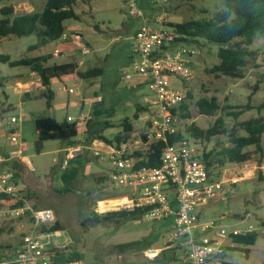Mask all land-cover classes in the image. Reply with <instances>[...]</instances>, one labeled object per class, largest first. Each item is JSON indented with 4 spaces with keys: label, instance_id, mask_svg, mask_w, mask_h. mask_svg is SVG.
<instances>
[{
    "label": "rangeland",
    "instance_id": "1",
    "mask_svg": "<svg viewBox=\"0 0 264 264\" xmlns=\"http://www.w3.org/2000/svg\"><path fill=\"white\" fill-rule=\"evenodd\" d=\"M41 1L5 0L0 3V9L3 5H13L17 13L29 12L32 7L34 10L36 6L42 8ZM137 6L147 22L157 27L156 20L160 17L167 24L210 16L223 8V0H137ZM76 11L81 15V20L66 21V40L51 42L46 47L30 51V46L38 43L35 34L0 39V55H9L12 60L50 54L52 58L49 65L74 62L81 71L92 68L103 71L102 76L92 79H81L77 74L53 79L52 89L56 98L48 106L46 99L36 92L29 94V97L25 96L27 85L17 75L29 73L30 68L10 67L0 61V81L8 83L7 88L0 84V156L14 148L10 143L11 134L19 133L27 145L25 155L30 156L36 169L34 172L29 167L26 172L24 169L17 170L20 172L22 193L32 205L54 211L62 225V232L60 236L53 233L50 239L57 245H68L70 255L75 252L84 264H185L188 249L180 245L182 239L172 240V220L153 222L141 218L121 227H116L115 222L83 227L82 222L93 212L102 214L125 209L118 207L117 210L104 212L99 209L100 204L131 191L114 189L107 181L96 182L97 177L108 174L111 168L109 163H101L88 151L82 158L72 161L70 167L63 168L65 143L61 140L46 142L41 154L35 149L38 138L37 118L51 116L64 122L68 116L77 117L82 110H89L91 101L94 104L89 122L91 130H87V138L103 135L115 142V137L123 133L125 119L134 125L131 143L139 140L144 130L141 122L144 114L139 113L138 118L135 115L139 107L147 105L145 99L151 96V92L147 86L135 88L133 82L125 79V73L132 71L130 58L133 37L143 24V17L127 14L125 0H81ZM76 34H79V38H76ZM185 46L192 52L190 59L193 78L181 83L179 79L172 77L173 86L187 89V93L193 96V99L187 96L192 110H196V102L205 97H216L220 104L216 116L195 118L200 128L211 127L220 116L225 118L229 128L233 127L235 120L224 115L230 112V109L225 112L226 108H244L250 104L253 108L243 114L239 121L264 116V109L261 112L258 110L264 104V35H258L251 46V50L258 55L256 60L243 69V79L211 73V69L220 63L218 44L199 39L197 42H187ZM84 47L89 49L88 53H83ZM70 87L75 89V94L64 91V88ZM96 104L100 113L93 116ZM12 117L19 118V121L11 123ZM5 119L9 121L7 124L4 123ZM107 122H110L111 127H106ZM180 125L185 131V124ZM212 146L213 143L206 145L198 142L200 160L204 161V152L210 151ZM249 150L255 152L254 148ZM7 170L15 171L14 168ZM211 170L215 179L227 180V194L224 200L216 201L203 209L202 220H215L219 226L228 230H245L253 226L255 232L259 233V238L250 247L249 258L242 252L228 250L210 264H219L221 260L240 264H264V181H259L260 172L264 175V158L255 154L254 159L245 165H216ZM246 172L253 174L250 178L243 179ZM6 204L0 202V206L5 207ZM9 227H13L15 232L9 233ZM30 227L28 218L0 219V245L4 247L7 257L15 254V248L21 240L20 235ZM196 234L200 233L196 231ZM207 235L213 237L215 234L209 232ZM147 236L151 239L150 247L159 250L158 258L150 259L144 252L121 253L116 248L120 243L142 240ZM226 244H229L228 241ZM163 250H167L166 258L161 255Z\"/></svg>",
    "mask_w": 264,
    "mask_h": 264
},
{
    "label": "built area",
    "instance_id": "2",
    "mask_svg": "<svg viewBox=\"0 0 264 264\" xmlns=\"http://www.w3.org/2000/svg\"><path fill=\"white\" fill-rule=\"evenodd\" d=\"M131 16H142L143 24L133 37L130 58L131 72L125 79L134 83L135 88L147 86L151 96L147 97L142 118L143 132L139 140L130 142L127 133H121V142L112 144L95 138L89 142L86 137L88 124L92 118V106L82 110L77 117L68 116L69 123L78 125L76 143L64 150L63 168L85 152H91L101 163H109L107 182L114 189L131 191L121 194L129 203L118 206L125 209L149 208L143 216L148 221L173 220L172 240H180L186 247L185 264H210L213 259L225 255L235 248L234 238L255 231L253 226L245 230L219 226L215 220L203 221L202 211L210 204L225 199L226 179L217 180L212 170L200 160L198 142L182 130L175 115L187 99V89L173 86L171 78L190 81L193 78L192 52L185 43L177 41L181 36L161 17L157 27L149 24L138 9L137 0H125ZM79 38V34H76ZM63 39H67V34ZM89 49L84 47L83 53ZM1 84V82H0ZM2 86V85H1ZM68 94H75L74 88H64ZM19 118H12L17 123ZM81 129V131H80ZM14 149L7 156H0V164L11 160H21L31 172L36 169L25 155V145L19 133H12ZM157 144H164L161 150L160 167H138L145 156ZM118 198V197H117ZM0 202L7 203L0 209V219L31 220V227L21 239L17 253L0 264H84L81 260L60 261L70 256L68 245L60 246L50 238L53 233L43 231L44 226L53 225L56 215L50 208L36 209L22 193V187L9 170L0 171ZM196 231L200 234L197 235ZM215 235L209 237L207 233ZM54 234L59 235L58 232ZM60 236V235H59ZM228 241L229 244H226ZM156 249H148L144 253Z\"/></svg>",
    "mask_w": 264,
    "mask_h": 264
},
{
    "label": "trees",
    "instance_id": "3",
    "mask_svg": "<svg viewBox=\"0 0 264 264\" xmlns=\"http://www.w3.org/2000/svg\"><path fill=\"white\" fill-rule=\"evenodd\" d=\"M4 1L0 0V3ZM80 1L45 0L41 1L42 8L36 6L34 11L23 13L15 12L13 5H3L0 9V39L9 36L26 37L35 34L38 37V43L30 46V51H36L41 47H46L51 42L61 40L66 34V21L81 20V15L76 11V7ZM169 25L175 28L176 32L181 36L177 41L187 43L203 39L219 45L218 57L220 63L211 69V73L233 79H243V69L251 64V61L256 60V56L258 55L257 52L251 50V46L258 35H264V0H223V8L210 16L191 19L182 23L170 22ZM51 58L50 54H45L12 60L9 55H0V61L9 64L10 67H28L37 73L42 85L40 95L46 99L48 106H51L55 100L56 93L52 89L53 79L70 74H77L81 79H92L100 77L103 74L100 68L81 71L79 66L74 62L49 65L48 63ZM187 96L189 99H193L191 94L188 93ZM97 106L96 104L93 116L100 113ZM195 107L196 110H192V104L186 101L180 106L178 111L175 110V115L181 123L185 124V132L196 142L206 145L213 143L211 150L205 151L203 156V162L209 169L216 165L220 167L245 165L254 159L255 154L264 158V116L261 115L239 121V118L243 114L253 108L250 104L244 108H226L224 110L226 112L230 109V112L224 115L232 117L235 120V124L231 128L227 126L223 116L218 117L214 124L207 129L200 128L195 121L197 116H216L220 110V104L216 97L201 98L196 102ZM263 109L264 104L258 107L259 112ZM143 111L144 108L142 106L139 107L135 117L138 118V114L143 113ZM106 127H111L110 122L106 123ZM90 128L91 125L89 123L88 132H90ZM123 130L127 133L126 139L129 138L134 130L133 123L125 119ZM36 131L38 138L35 141V149L38 154H41L45 143L51 140L63 141L65 148L73 146L78 136V125L69 123L67 120L59 122L54 117L42 116L36 120ZM95 138L103 139L110 144L113 143L112 140L103 135L88 136L89 142ZM114 141L120 144L121 136L117 135ZM163 147L164 144L154 145L152 150L145 156V159L138 164V167H160L162 165L160 157ZM250 148H254L255 152L250 151ZM82 157L80 156L76 159ZM15 177L19 181L16 174ZM107 179L108 176L103 175L97 177L95 180L97 183H102L107 181ZM259 181H264L262 172H260ZM2 207L0 206V209ZM33 207L40 209L37 205H33ZM148 210L149 208H134L102 214L93 212L90 217L82 222V225L84 228H87L115 222L116 227H121L127 222L140 220ZM30 223L31 220H29ZM14 230L13 227H9L8 232L14 233ZM43 231L49 233L62 231V225L57 220L53 225L44 226ZM25 233L20 235L21 239ZM149 238L150 236H147L142 240L120 243L116 248L121 253L128 251L145 252L151 248V239ZM258 238L259 233L255 231L236 236L234 238L236 246L232 250L242 252L249 258L251 253L250 247L257 243ZM20 243L15 248V254L10 257L6 256L4 247L0 245V262H5L7 259L15 256ZM166 251H161V255L165 256V258ZM158 257L159 255L156 258ZM75 260L81 259L74 252L60 261ZM219 264L240 263L221 260Z\"/></svg>",
    "mask_w": 264,
    "mask_h": 264
},
{
    "label": "crops",
    "instance_id": "4",
    "mask_svg": "<svg viewBox=\"0 0 264 264\" xmlns=\"http://www.w3.org/2000/svg\"><path fill=\"white\" fill-rule=\"evenodd\" d=\"M34 9L32 7L31 10H29V12H32ZM56 56V55H55ZM80 68V67H79ZM18 78H20L21 80H23L25 82V84L27 85V90L24 92L25 93V96L29 97L32 92H36L38 94H40L42 92V85H41V81H40V78L39 76H37V73L32 71L30 69V72H24V73H20L17 75ZM37 77V78H36ZM1 82V85L3 86V88H7L8 86V83L5 81V80H2L0 81ZM55 98H56V94H55ZM13 118V117H12ZM15 118V117H14ZM9 121L7 119L4 120V123L7 124ZM36 134H37V131H36ZM21 136V135H20ZM38 136V135H37ZM22 138V136H21ZM23 140V139H22ZM11 143V142H10ZM23 143L25 145V148H27V145L25 144L24 140H23ZM13 146V145H12ZM14 147V146H13ZM14 148L10 149V150H7L5 155L4 156H7L8 153L10 151H12ZM66 148L64 147L63 148V151L65 150ZM27 157L30 158V156L26 155ZM87 157V156H85ZM91 158V157H90ZM75 160V159H74ZM72 160V161H74ZM72 161L70 162L69 166H71L72 164ZM67 167V168H68ZM9 168H14L15 171L14 173L16 174L17 178L19 179V176H20V170H23L26 172V168L27 166L21 161V160H11V161H8V162H4V163H1L0 164V171H5ZM18 170V171H17ZM137 222V221H136ZM61 232L62 231H58L59 235H61ZM132 242V241H131Z\"/></svg>",
    "mask_w": 264,
    "mask_h": 264
},
{
    "label": "bare ground",
    "instance_id": "5",
    "mask_svg": "<svg viewBox=\"0 0 264 264\" xmlns=\"http://www.w3.org/2000/svg\"><path fill=\"white\" fill-rule=\"evenodd\" d=\"M252 174H253L252 172H246L243 179L250 178ZM129 202H130L129 199L126 197H118V198L108 201L107 203L100 204L99 209L103 212L108 211V210H115V209L117 210L118 206H124L125 204H128ZM158 255H159V250H154L152 252H149V256L152 259H155Z\"/></svg>",
    "mask_w": 264,
    "mask_h": 264
}]
</instances>
